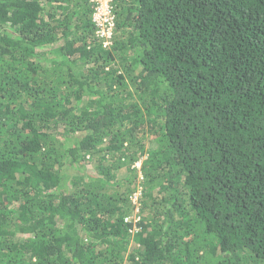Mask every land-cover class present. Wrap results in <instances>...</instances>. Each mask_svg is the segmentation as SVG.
I'll return each instance as SVG.
<instances>
[{"label":"trees","instance_id":"16d2710c","mask_svg":"<svg viewBox=\"0 0 264 264\" xmlns=\"http://www.w3.org/2000/svg\"><path fill=\"white\" fill-rule=\"evenodd\" d=\"M112 9L0 0V264H264V0Z\"/></svg>","mask_w":264,"mask_h":264},{"label":"built area","instance_id":"2783aa9c","mask_svg":"<svg viewBox=\"0 0 264 264\" xmlns=\"http://www.w3.org/2000/svg\"><path fill=\"white\" fill-rule=\"evenodd\" d=\"M95 3V11L93 20L95 22V29L99 37H104V45L110 46L111 39L116 28V19L112 9L113 0H91ZM133 219L138 221L140 219L139 209L133 215ZM126 220H129L127 217Z\"/></svg>","mask_w":264,"mask_h":264},{"label":"rangeland","instance_id":"374dc122","mask_svg":"<svg viewBox=\"0 0 264 264\" xmlns=\"http://www.w3.org/2000/svg\"><path fill=\"white\" fill-rule=\"evenodd\" d=\"M91 170V169H90ZM121 172L119 173V174H121V173H124L125 171L124 170H120ZM136 211H137V208L133 211V215H134V213H136ZM132 215V216H133Z\"/></svg>","mask_w":264,"mask_h":264},{"label":"clouds","instance_id":"9594fccd","mask_svg":"<svg viewBox=\"0 0 264 264\" xmlns=\"http://www.w3.org/2000/svg\"><path fill=\"white\" fill-rule=\"evenodd\" d=\"M133 217V216H132Z\"/></svg>","mask_w":264,"mask_h":264}]
</instances>
